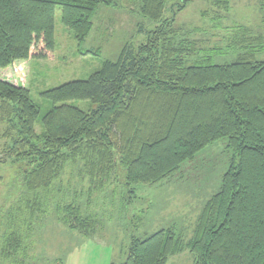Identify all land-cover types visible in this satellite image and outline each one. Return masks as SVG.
<instances>
[{
	"label": "trees",
	"instance_id": "obj_1",
	"mask_svg": "<svg viewBox=\"0 0 264 264\" xmlns=\"http://www.w3.org/2000/svg\"><path fill=\"white\" fill-rule=\"evenodd\" d=\"M116 1L0 0V122L8 125L6 147L19 187L4 217L2 255L13 264H31L29 243L51 217L85 237L98 233V214L62 188L69 168L93 190L114 181L121 163L133 192L171 179L227 138L232 161L220 189L203 204L192 235L186 239L171 227L133 237L119 264H166L186 249L195 264H264L263 33L237 25V40L229 47L244 51L231 62L214 63L197 56V27L175 26L192 0L176 6L140 0L141 14L158 22L145 42L126 44L116 60L106 59L87 79L43 91L46 112L33 99L26 73L33 60L54 55L56 8L61 6L63 25L82 46L100 6ZM216 1L228 10L233 0Z\"/></svg>",
	"mask_w": 264,
	"mask_h": 264
},
{
	"label": "rangeland",
	"instance_id": "obj_2",
	"mask_svg": "<svg viewBox=\"0 0 264 264\" xmlns=\"http://www.w3.org/2000/svg\"><path fill=\"white\" fill-rule=\"evenodd\" d=\"M180 1L170 0L169 5L176 6ZM61 14L62 8L58 6L53 57L33 60L26 73L32 97L42 113L49 109V103L42 98L43 91L68 81L89 78L103 61L116 60L126 44L136 47L145 42L148 32L158 25L141 14L140 0H118L111 6L103 4L91 33L80 46L63 25ZM176 19L175 26L190 23L197 27V44L202 48L197 56H210L214 63L231 62L244 51L241 47H229L237 40L234 37L237 25L264 34V0H233L228 10L216 0H192ZM79 50H95L97 54L82 55ZM71 103L84 110L88 107L82 101ZM7 129V123L0 122V245L6 232L5 214L19 191L14 183L18 168L11 165L12 158L6 147L10 144L5 136ZM36 129L41 131V125L37 124ZM227 143L228 139L223 138L209 145L171 179L140 185L133 192L126 186V168L121 163H118V176L104 189L91 190L86 177L82 179L79 172L73 173L69 168L62 188L71 189L72 196L76 194L84 210L98 214V233L92 238L85 237L59 225L51 217L35 230L27 261L31 264H119L125 261L133 237H146L158 229L173 227L188 239L203 204L220 189L222 177L229 169L233 151ZM78 179L83 182L81 185H76ZM14 187L16 190L11 192ZM5 258L0 248V264H13ZM166 264H195V261L186 249L170 257Z\"/></svg>",
	"mask_w": 264,
	"mask_h": 264
}]
</instances>
